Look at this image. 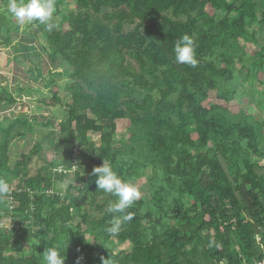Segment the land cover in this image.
<instances>
[{
  "label": "trees",
  "instance_id": "trees-1",
  "mask_svg": "<svg viewBox=\"0 0 264 264\" xmlns=\"http://www.w3.org/2000/svg\"><path fill=\"white\" fill-rule=\"evenodd\" d=\"M69 1L72 10L51 31L33 22L22 32L25 50L36 42L52 66L60 59L70 72L49 71L51 97L37 100L48 110L62 106L63 120L0 122V221L11 225L0 226V264H45L50 246L64 264L264 260V0H55V13ZM2 2L0 47L8 48L19 29L9 0ZM185 34L195 68L174 60ZM248 44L259 48L249 54ZM36 66L37 75L28 71L38 81ZM62 77L69 101L58 96ZM8 85L0 84V112L16 105V95L39 93ZM37 127L51 130L11 163L12 139ZM44 141L60 160L30 176ZM102 160L125 182L144 180L146 191L115 236L107 229L122 214L107 208L116 198L91 174ZM69 177L62 197L57 182Z\"/></svg>",
  "mask_w": 264,
  "mask_h": 264
},
{
  "label": "rangeland",
  "instance_id": "rangeland-1",
  "mask_svg": "<svg viewBox=\"0 0 264 264\" xmlns=\"http://www.w3.org/2000/svg\"><path fill=\"white\" fill-rule=\"evenodd\" d=\"M3 4L2 0H0V6ZM73 8V2L69 1L65 5H59V11L60 14L54 13L53 21L58 23L60 19L63 16H66V14L72 10ZM16 25L18 26V31L13 32L12 47H0V84L5 85L6 83H9V90L13 91L18 85L23 88H29L32 87L33 89H37L39 93H33L29 96L22 95L17 97V103L15 106H13L9 110H5L0 112V122H2V119L4 117H10L18 116L21 118H26L28 120H31L32 117H39L40 121H43L47 118H55L56 122L64 119V109L61 107H55L51 108V110L46 109L45 107H42L37 100L41 96L50 98L51 92L45 87L46 82L50 78L49 71H59L65 73L70 72V69L68 67H65L63 63L60 61V59L57 60V66H52L51 62L49 61L46 54L41 50L38 43L34 42L32 45L35 46V48H29V50H25L24 47H30V45H26V42L22 39V32L24 27L27 24L21 25L17 21H15ZM29 44V43H28ZM14 46H17L20 49V53L15 55ZM258 45L256 44H248L246 51L247 53H253L254 51L258 50ZM15 56L17 57V60H15ZM15 60V61H14ZM258 61V60H256ZM251 62H247V65H249ZM37 65L41 68L42 77L38 79V81L34 80V75H37ZM238 66V65H237ZM32 72L30 74L29 71ZM66 75V74H65ZM58 90V96L63 101H69V95L68 92L64 91L63 85L66 82V78H55ZM253 83V82H252ZM251 83V84H252ZM18 84V85H17ZM249 82L245 84L246 87L249 86ZM256 87V86H255ZM43 93V94H42ZM261 114L264 118V108L261 111ZM58 127H56V130ZM51 128L44 129L37 127L36 131L33 133H29L26 135V137L23 140H14L12 139L10 144V161L11 163L15 162L16 160L20 159L22 154H28L29 151L33 148L35 143L43 136L50 131ZM88 138L94 142H98V134L97 133H89ZM47 141H44V148L40 152L39 156H33L31 163L28 166V173L30 176L35 175L41 166H43L45 163L50 161H59L58 153L56 154L54 151L47 148ZM263 164V161L260 162ZM132 183V182H131ZM144 183V180H139L136 182H133V184L138 188V190L141 193V197H146V191L145 188L142 186ZM73 184V177L66 178L62 180L61 182H57V190L56 192L59 193L62 197L65 196V191L67 187ZM74 193V191H72ZM83 206L88 209L89 206L87 204H83ZM92 212V210H90ZM7 219V218H6ZM7 221V220H6ZM85 238H88V235H85ZM109 245V244H107ZM128 248V244H122L119 245L117 248H114V251L118 250H125Z\"/></svg>",
  "mask_w": 264,
  "mask_h": 264
},
{
  "label": "clouds",
  "instance_id": "clouds-1",
  "mask_svg": "<svg viewBox=\"0 0 264 264\" xmlns=\"http://www.w3.org/2000/svg\"><path fill=\"white\" fill-rule=\"evenodd\" d=\"M7 12L21 25L38 22L48 31L55 27L53 23L56 12L55 0H9ZM173 53L176 63L193 68L198 65L194 41L187 34L176 41ZM91 174L96 177L94 183L97 189L116 198L107 208L110 214H122L114 217L112 225L107 229L108 233L115 236L121 230L122 224L133 218L132 213H124L140 199L141 193L133 183L123 181L106 160H102L101 166L94 167ZM43 260L45 264H64L65 256L58 248L50 246L44 250ZM101 261L102 264H107L108 259L101 257Z\"/></svg>",
  "mask_w": 264,
  "mask_h": 264
},
{
  "label": "built area",
  "instance_id": "built-area-1",
  "mask_svg": "<svg viewBox=\"0 0 264 264\" xmlns=\"http://www.w3.org/2000/svg\"><path fill=\"white\" fill-rule=\"evenodd\" d=\"M76 157L73 155V165H72V171H75L76 169ZM58 173H63V174H66V170H64L62 167H59L57 169ZM1 225H8V226H11L10 223H9V220L6 221V219H3L0 221V226ZM255 264H264V260H262L261 262H256Z\"/></svg>",
  "mask_w": 264,
  "mask_h": 264
}]
</instances>
